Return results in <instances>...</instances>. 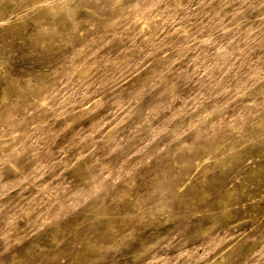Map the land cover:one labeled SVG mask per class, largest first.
Instances as JSON below:
<instances>
[{
    "label": "rangeland",
    "instance_id": "obj_1",
    "mask_svg": "<svg viewBox=\"0 0 264 264\" xmlns=\"http://www.w3.org/2000/svg\"><path fill=\"white\" fill-rule=\"evenodd\" d=\"M0 264H264V0H0Z\"/></svg>",
    "mask_w": 264,
    "mask_h": 264
}]
</instances>
